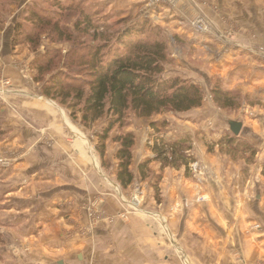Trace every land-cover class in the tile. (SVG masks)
Masks as SVG:
<instances>
[{
	"label": "rangeland",
	"instance_id": "374dc122",
	"mask_svg": "<svg viewBox=\"0 0 264 264\" xmlns=\"http://www.w3.org/2000/svg\"><path fill=\"white\" fill-rule=\"evenodd\" d=\"M233 1L0 0V33H3L1 40H4L0 43V48L6 58L12 57L14 51L19 56L15 61L22 64L27 88L17 92L16 88H12V81L0 73V102L3 105L8 106L7 95L27 93L22 100L9 104L10 111H3L0 104V264H39L36 262L39 260L33 262L29 260L28 255L31 253L33 255L35 249H40L41 246L26 240V237L29 234L38 236L46 225L52 223L65 224L63 236L65 240L70 241V245L68 254L63 255L61 250L65 249L66 245L63 248L56 244H46V249L50 252V260H47V263L57 264L59 261H65L66 264H80L76 258L79 254L77 246L71 245L72 241L78 237L87 240L96 232L99 236V228L107 224L114 226L115 222L129 220L167 222L183 219L221 222L228 218L226 213L219 211L212 213L203 207L188 209L186 204L181 208L176 206V209L164 211L161 184L166 169H170L173 174L179 172L184 182L199 185H203L202 182L205 180L213 182L219 175L230 189L240 190L244 186L243 195L246 198L254 190L264 191V100L255 101L246 93L251 89L248 86L250 80H243L238 85L239 89L231 91L220 75L212 79L205 78L211 65L208 48L214 45L209 41L212 34L222 46V52H218L220 54L215 58L217 64L221 62L224 66L234 67L241 63L237 60L242 58V62L259 63L264 66V45L255 43L259 41L256 31L247 33L245 27L235 21L244 14L240 10L241 6L232 5ZM246 3L247 6L250 5L249 1ZM257 3L260 4L258 0ZM65 4L71 5L72 9L63 10ZM262 7L264 9V6ZM33 11L50 17L51 25L36 29L34 25L29 24L27 13ZM83 13L94 14L93 22L106 24L105 33L112 37L111 44L118 33L128 26L144 25L148 22V26L155 31L156 39L167 46L166 75L173 77L179 74L183 79L191 75L196 76L203 83L201 88L205 95L201 108L185 114L165 112L159 116L144 118L132 110L128 111L126 127L116 128L107 141L105 165L96 146L97 134L107 126L106 119L103 118L91 129H86L81 125V113L72 118L65 106L46 98L41 91L43 83L58 72V69H63L67 63L68 53L74 49L75 39L79 48L97 45L92 42L93 33L83 35L75 31L74 25ZM217 16L221 17L218 24L215 22ZM199 17L204 18L209 24L210 31L207 34L201 35L191 27ZM211 21L217 26L214 24L213 26ZM18 24H22L27 32L35 35L37 39L35 45L25 42L18 36L17 46L14 48L12 44L14 29ZM184 30L190 36L186 35ZM247 36L251 38L253 44L240 43V39H248ZM240 46H245V50ZM238 50L245 51L240 54L243 57H232ZM56 53L59 54L54 67L44 74L42 82L35 83L30 73L32 63L42 62ZM225 58H228V61ZM235 77L239 78L238 74H235ZM2 81H10L9 87L4 86ZM215 86L232 93L227 98L229 100L227 103L215 101L212 94ZM34 104L40 106L42 110L33 109L31 106ZM163 122H166L168 127L159 130V135L169 137L182 134L191 138V155L195 161L187 169L183 166L179 170L166 168L163 171L158 162H152L147 179L142 181L138 166L144 162V158L154 159L155 155L151 149L153 137L159 136L154 135L155 131L151 124L156 123L160 128ZM229 122L243 124L238 137L257 149L253 159L250 158L251 155L234 156L229 150L217 144L226 134H232ZM127 133H132L136 137L131 166L135 181L124 190L116 177L118 167L116 154L120 144L115 138ZM27 160L36 163L27 166ZM92 160L97 162V168L91 164ZM206 160L209 166L205 165ZM22 173L33 181L28 182L29 187L32 184L34 187L22 191L28 184L11 180ZM237 174L244 180L243 184L241 181L235 182ZM159 175H162V181L156 188ZM63 179H66L64 183ZM59 180L62 181L61 184H58ZM214 185L217 186L213 184L211 190L215 189ZM21 191L24 192L25 198L19 197L24 199V202L14 197ZM180 203L183 201L180 200ZM135 205H138L137 210ZM24 207L29 208V213ZM19 216L24 218L21 219ZM37 224L35 231L33 226ZM166 242L170 251L166 254L169 253L168 256L172 258L175 256L176 259L178 255L181 257L175 248H172V242L168 240ZM200 242L201 240L195 239V244ZM88 247L91 250L93 246ZM90 257L89 264H93L94 261L99 264L103 262L100 257L95 259L92 253ZM85 262H88L86 256ZM42 263L46 264L44 261Z\"/></svg>",
	"mask_w": 264,
	"mask_h": 264
},
{
	"label": "crops",
	"instance_id": "0c3cea01",
	"mask_svg": "<svg viewBox=\"0 0 264 264\" xmlns=\"http://www.w3.org/2000/svg\"><path fill=\"white\" fill-rule=\"evenodd\" d=\"M246 1L250 2L249 6H247ZM256 2L257 0H234L232 5L241 6L240 10L244 14L243 16L240 15L235 21L241 23L247 33L249 31H251L250 33L256 31L259 41H255V43L264 45V9H262L264 0H258L260 4H256ZM215 18L217 19L215 22L218 24L221 17L217 16ZM213 24L215 25V23ZM184 33L190 36L185 30ZM2 35L3 33H0V43L4 41L1 40ZM247 37L248 39H240V43H244L245 45L253 44L251 38ZM209 41L214 43V45L208 48L211 54V65L210 70H207L205 74V78L212 79L216 75H220L226 87L231 91L239 89L238 85L243 80H250L251 82L248 86L251 89H248L246 93L250 94L251 98L255 101L259 99L264 100V66L259 65V63L242 62V58L237 60V62L241 63L234 67L224 66L221 62L217 64L215 58L222 52V46L213 34L209 37ZM240 47H243L244 50L246 48L245 46ZM242 50L234 52L232 57L240 56L241 53L245 52ZM15 53L14 51L12 57L6 58L0 48V73L4 78L7 77L8 80L12 81V88H16L17 92H22L21 90L27 89L25 87L26 80L24 83L25 73L21 62L15 61V58L19 57ZM227 59L225 58L226 61H228ZM235 74H238L239 78L235 77ZM175 75L182 77L179 74ZM186 79L192 80L199 86L203 84L194 75L188 76ZM25 94L27 93H21L16 96L7 95L9 102H6V104L9 106L12 101L15 104V101L26 97ZM0 104L1 108L4 109L3 111H10L8 106L3 105L1 102ZM31 107L37 111L42 110L40 106L35 104ZM34 137L37 138V136ZM32 152L30 151V153ZM83 153L85 156V152ZM32 157H34V154H32ZM88 159L90 160V158ZM146 160L147 158H144L143 161ZM91 162L97 168V162L93 160ZM32 163L35 164L36 162L27 160V166H32ZM205 165L209 166L208 160H206ZM181 176L179 172L173 174L170 169L165 170L164 179L161 184V193L165 206L164 211H170L171 208L176 209V206L181 208L186 204L188 209L189 207L190 209L203 207L212 213L218 211L226 213L228 214V218L226 217L227 219L221 222L187 221L183 219L179 221L168 220L167 222L129 220L115 222V224L113 223L114 226L107 224V226L99 228V236L96 232L92 237L87 238V240L78 237L72 241L71 245H74V247L76 245V250L79 253L76 256L77 261L80 264H89L91 260L90 254L92 253L95 259L98 257L102 258L103 262L101 264H264V191L254 190L246 198L243 195L244 186L240 190L230 189L222 178H219V175L213 180V182H217L213 183L205 180L202 182L203 185L184 182ZM11 180L16 183L22 181L25 185L28 182H33L31 179L25 177V173L19 174ZM65 180L63 179V183ZM237 181H241L243 184L244 180L238 175L235 182ZM61 183L62 181L59 180L58 184ZM213 184H217V186L214 185L215 189L211 190ZM32 187H34L33 184L30 187L28 184L22 191L29 190ZM22 191L14 197L20 198L19 196H21L25 198V194ZM180 200L183 201L182 204ZM20 201L24 202L25 200L20 198ZM28 204L30 206V203ZM15 208L17 207L15 206ZM24 208L29 213V208ZM19 218L23 219L24 217L19 216ZM37 226L38 224L33 226L35 231ZM24 227L26 226L24 225ZM45 227L38 236L29 234L26 237V240L41 246L40 249H35L33 255L32 253L28 255L29 260L32 262L39 260L36 261L39 264H43L42 261L48 264L47 260H50V252L46 249V244H56L63 246V248L66 245L65 249L61 250V252L63 255H67V252H69L70 241L65 240L63 236L65 224L52 223ZM195 239H199L201 242L195 244ZM166 240L172 242V248L174 247L181 257L178 255L176 259L175 256L173 258L168 256L170 251L168 250L167 245L169 244ZM88 246L93 247L90 250ZM167 252L169 253L166 254ZM79 256H82V259H79ZM85 256L88 262H85ZM127 261L131 263H127ZM93 264L99 263L94 261Z\"/></svg>",
	"mask_w": 264,
	"mask_h": 264
},
{
	"label": "trees",
	"instance_id": "16d2710c",
	"mask_svg": "<svg viewBox=\"0 0 264 264\" xmlns=\"http://www.w3.org/2000/svg\"><path fill=\"white\" fill-rule=\"evenodd\" d=\"M67 5L62 9L71 10L72 6ZM27 17L29 24L36 29L51 25L50 17L36 11L28 12ZM93 17L94 14L83 13L74 27L78 34L93 33L92 42L97 45L79 48L75 39L74 49L68 53L67 63L63 67L65 70L58 69V72L51 75L43 83L41 91L46 98L65 106L72 118L81 113V125L86 129H91L96 122L106 119L107 126L97 134L96 146L105 165L107 141L116 128L126 127L128 111L132 110L144 118L159 116L165 112L185 114L201 108L205 95L201 86L192 80L166 75L167 46L156 39L155 31L148 26V22L128 26L118 33L111 44L112 37L105 33L106 24L93 22ZM14 33V48L17 46L18 36L32 45L37 43L35 35L27 32L22 24L15 27ZM58 54L42 62L32 63L30 73L35 83L42 82L44 74L54 67ZM212 92L215 101L222 103H227V98L232 94L218 86L213 87ZM151 126L155 131L154 135H159V130L167 128L168 124L163 122L160 128L156 123ZM153 139L151 149L154 159L146 160L138 166L142 181L147 179L152 162H158L162 171L166 168L179 170L183 166L187 169L194 163L189 136L175 134L165 137L160 134ZM115 141L120 144L116 154L117 182L127 190L135 181L131 166L136 137L127 133L117 136ZM217 144L234 156L251 155L250 158L253 159L257 154L255 147L232 134H226ZM161 181L162 175H159L156 188Z\"/></svg>",
	"mask_w": 264,
	"mask_h": 264
},
{
	"label": "built area",
	"instance_id": "2783aa9c",
	"mask_svg": "<svg viewBox=\"0 0 264 264\" xmlns=\"http://www.w3.org/2000/svg\"><path fill=\"white\" fill-rule=\"evenodd\" d=\"M191 27L195 30V32L199 33V34H207L210 31V27L209 24L207 23V21L202 18L199 17L197 20H195L193 22V25L191 24ZM2 83H4V86H8L9 87V82L8 81H2Z\"/></svg>",
	"mask_w": 264,
	"mask_h": 264
},
{
	"label": "water",
	"instance_id": "95a60500",
	"mask_svg": "<svg viewBox=\"0 0 264 264\" xmlns=\"http://www.w3.org/2000/svg\"><path fill=\"white\" fill-rule=\"evenodd\" d=\"M229 127L232 134L238 137L243 129V124L239 122H229ZM79 259H82V256H79ZM57 264H66L65 261H59Z\"/></svg>",
	"mask_w": 264,
	"mask_h": 264
},
{
	"label": "bare ground",
	"instance_id": "6f19581e",
	"mask_svg": "<svg viewBox=\"0 0 264 264\" xmlns=\"http://www.w3.org/2000/svg\"><path fill=\"white\" fill-rule=\"evenodd\" d=\"M135 206H136V208H135V207H134V208H135V210H137V208H138V205H135ZM132 207H133V206H132Z\"/></svg>",
	"mask_w": 264,
	"mask_h": 264
}]
</instances>
